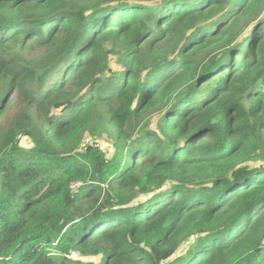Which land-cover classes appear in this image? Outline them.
Returning <instances> with one entry per match:
<instances>
[{
  "label": "trees",
  "instance_id": "16d2710c",
  "mask_svg": "<svg viewBox=\"0 0 264 264\" xmlns=\"http://www.w3.org/2000/svg\"><path fill=\"white\" fill-rule=\"evenodd\" d=\"M0 264H264V0H0Z\"/></svg>",
  "mask_w": 264,
  "mask_h": 264
},
{
  "label": "rangeland",
  "instance_id": "374dc122",
  "mask_svg": "<svg viewBox=\"0 0 264 264\" xmlns=\"http://www.w3.org/2000/svg\"><path fill=\"white\" fill-rule=\"evenodd\" d=\"M117 63H116V60L114 59L113 61H112V65L114 66V67H116L117 65H116ZM107 141H109L108 139H106V137H102V138H97V137H93L92 135H88V134H86L85 135V139H84V141H83V143L81 144V148H84L86 145H88V144H94V145H96V146H101L103 149H107V150H109V155H111V153H112V146H111V144L109 143V142H107ZM111 146V147H110Z\"/></svg>",
  "mask_w": 264,
  "mask_h": 264
}]
</instances>
